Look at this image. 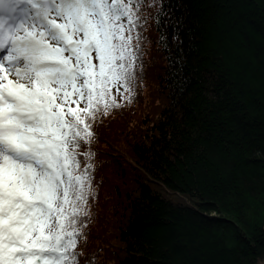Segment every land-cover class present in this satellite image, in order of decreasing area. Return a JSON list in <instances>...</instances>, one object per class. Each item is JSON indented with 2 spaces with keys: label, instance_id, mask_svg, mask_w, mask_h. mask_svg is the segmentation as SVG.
Returning a JSON list of instances; mask_svg holds the SVG:
<instances>
[{
  "label": "trees",
  "instance_id": "1",
  "mask_svg": "<svg viewBox=\"0 0 264 264\" xmlns=\"http://www.w3.org/2000/svg\"><path fill=\"white\" fill-rule=\"evenodd\" d=\"M142 7L157 54V114L135 116L145 80L138 62L131 102L117 95L121 107L98 115L104 125L95 121L91 143L78 149L109 141L114 179L136 176L116 197L118 264L264 263V0ZM91 231L76 249L79 264H92L96 243H106Z\"/></svg>",
  "mask_w": 264,
  "mask_h": 264
},
{
  "label": "snow or ice",
  "instance_id": "2",
  "mask_svg": "<svg viewBox=\"0 0 264 264\" xmlns=\"http://www.w3.org/2000/svg\"><path fill=\"white\" fill-rule=\"evenodd\" d=\"M143 3L0 0V264H79L94 154L78 149L131 102Z\"/></svg>",
  "mask_w": 264,
  "mask_h": 264
},
{
  "label": "rangeland",
  "instance_id": "3",
  "mask_svg": "<svg viewBox=\"0 0 264 264\" xmlns=\"http://www.w3.org/2000/svg\"><path fill=\"white\" fill-rule=\"evenodd\" d=\"M143 9L144 7L141 8V10ZM140 14L142 16L148 17L147 15L149 14V11L146 9L142 13L140 11L139 16ZM137 32L141 37V39L139 40V44L141 45V55L138 62L143 63V66L145 67L143 71L145 80L143 79V82L141 81L137 84L139 94H137L136 92V96L138 97V99L136 98L138 100V104L135 108L138 110L135 113V116L140 120L155 117L157 114L159 103L161 102L159 99V92L157 91L156 84L154 83L156 73L153 67L155 66V64H157V54L155 53V50L153 48V42L152 40H150L151 37L149 34L148 21L145 25L141 24V27H139V30ZM150 67H152V69ZM132 123L134 125V122ZM97 125H104L103 120L99 119V121H96L95 126ZM125 130H128V128L126 127ZM123 144L124 143H121L120 141L118 143V147H124ZM110 145L111 144L109 143V141L103 139L99 141L94 139L93 146L87 145L85 148L86 152L92 153L94 155H92L90 160H85L83 157V165L81 166V168H83L86 163H91L93 166L91 170V175L93 177L91 183V195L89 197L86 208L87 215L81 216V220L86 223V227H84L83 232L84 234H87L88 230H92L91 234L89 235H96V238L98 240H96L95 242H100V239H106L105 244L99 245L98 243H96L95 247L100 250H97V252H95V250L93 251V253H95V258L92 264H118V260L122 258V253L116 250L121 247V244H119L114 239L117 234L120 220H123L122 218L116 219V216H113L119 215L121 212V205L120 202L116 200V197L118 196V193L124 195L126 191L131 190V184H137V179L135 178L136 176H134V178L133 176L124 178L120 175H117L116 179H114V159L113 157H109L106 153L109 150ZM101 150L102 152H99ZM124 166L125 164H123V167L121 168L124 169ZM104 178L106 184L102 182V179ZM131 178L135 181L132 182L130 180ZM149 184L157 191L166 195V192L162 187L156 186L152 183ZM115 210L117 211V213H115ZM88 223L90 224L89 226ZM113 251H117V256L113 255Z\"/></svg>",
  "mask_w": 264,
  "mask_h": 264
}]
</instances>
